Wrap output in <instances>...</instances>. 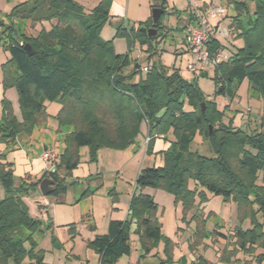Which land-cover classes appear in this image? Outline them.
I'll return each instance as SVG.
<instances>
[{"label":"trees","instance_id":"obj_1","mask_svg":"<svg viewBox=\"0 0 264 264\" xmlns=\"http://www.w3.org/2000/svg\"><path fill=\"white\" fill-rule=\"evenodd\" d=\"M150 1L152 9L159 8L163 13L157 25L150 18L135 31L141 45H150L159 37L160 20L166 13V0ZM225 1L233 11L226 36L238 46L234 54H227L226 60L213 67L216 92L232 100L238 85L247 80L250 93L264 102V0ZM111 2L100 0L85 12L74 0H24L11 9L8 23L0 21V46L10 55L1 66V84L4 91L16 89L21 114V120L17 119L10 102L1 100L0 140L8 148L20 137H30L40 122L48 120L45 102L61 105L53 117L57 133L65 127L72 129L62 141L58 161L51 163L54 170H46L37 181L25 175L15 183L13 164L0 153V264H46L36 236L48 226L30 216L24 199L45 178L52 179L56 186L48 196H57L65 189V178L79 164L80 148H89L91 159L99 148H126L135 143L143 126L149 137L147 153L160 156V164L139 171V194L130 201L129 220H110L107 233L88 242L87 248L98 256V264H115L130 254L132 220L145 254L161 238L155 217L158 205L151 195L143 193L147 188L172 195L174 204L182 207L183 218L195 209V195L204 197L202 189L231 200L238 218L249 219L251 226L246 230L235 228L229 233L230 241L219 232L220 226H215L211 234L223 237L226 245L221 261L227 262L240 251L252 256L262 250L256 261L263 264L264 104L257 129L251 133L234 129L221 124L216 107L204 100L195 84L183 80L175 69L161 65L151 47L143 67L133 64L128 54H114L99 36L110 19ZM187 12L189 25L195 26L192 10L188 8ZM224 16L227 18V14ZM116 27L117 35H122L121 24ZM150 27L157 30L155 37H148ZM25 45L32 48V56L24 50ZM221 50L225 48L216 36L212 37L206 47L208 54ZM137 75L139 80L135 82ZM202 102L206 104L204 112ZM186 105L192 110L185 111ZM196 134L205 137L211 156L192 149ZM158 138L168 145L165 150H154ZM189 181L194 184L192 189ZM40 207L48 208L43 203ZM255 207L260 220L253 213ZM197 212L193 215L196 227L191 251L209 236L203 229L205 220ZM194 262L212 264L203 257Z\"/></svg>","mask_w":264,"mask_h":264},{"label":"rangeland","instance_id":"obj_2","mask_svg":"<svg viewBox=\"0 0 264 264\" xmlns=\"http://www.w3.org/2000/svg\"><path fill=\"white\" fill-rule=\"evenodd\" d=\"M23 1L0 0V21L4 24L8 23L11 9ZM74 1L85 12H89L100 0ZM195 5H198L200 9L206 6L223 7L227 18L223 16L210 20L211 23H209H218L221 31L228 35L229 18L232 17L233 11L227 7L225 0H166V13L160 20L159 37L151 41L150 45H141L135 31L140 25L144 27L143 23L150 20L153 2L150 0H112L109 7L110 19L102 26L100 39L109 44L114 54H128L132 63L141 67L146 66L148 48L151 47L156 52L161 65L168 70L175 69L183 80L198 87L204 100L216 107L221 124L251 133L258 128L264 102L261 97L257 98L256 93H250L247 80H243L238 85L235 96L229 100L216 92L213 67L205 66L202 72L199 71L197 74L187 70L190 60L186 40V30L190 27L188 26L187 9ZM116 24H121L122 35H117ZM45 27L48 28V24H45ZM215 36L227 54L235 53L238 46L237 41L231 42L229 37L219 33ZM9 58V53L0 46V117L1 100L5 98L10 102L17 119L21 120L16 89L10 88L4 91L1 84V66ZM154 59L152 58V61ZM201 74L204 76L201 77ZM138 80L137 75L134 81ZM202 103L205 111L206 104ZM44 105L46 114L49 116L48 120L40 122L30 137L19 138V140L27 139L26 142L29 145L19 151L26 153L32 161L42 155L46 147L58 161L63 150L62 141L72 129L65 127L57 133L53 117L60 111L61 105L57 102H45ZM184 109L187 112L192 110L187 105ZM209 125L212 127V124ZM147 136V128L143 126L134 144L123 149L99 148L94 152L93 159L90 158L89 148H80L78 166L65 178L63 192L58 193L57 196H47L51 204L45 209L46 212L36 204L43 198L39 186L35 187V190L24 199L30 216L39 219L44 227L48 226L45 231L36 236L39 248L44 251L46 264H87L86 262L95 264V253L87 248L89 240L93 238V232L99 231L100 224H106L107 220H129L130 201L133 196L139 194V189L136 187L139 171L144 167L160 164V156L147 153L146 146L149 140ZM169 139L173 138L169 136ZM158 140L162 146L164 141L162 138ZM191 147L199 154L211 156L207 149V140L203 135L196 134ZM0 153H5L7 161L12 162L14 181L18 183L20 172L27 168L26 163L18 161L20 155L16 154L15 149L11 150V146L7 148L1 140ZM46 163H48L47 170L53 171L52 160ZM41 175L34 177L33 181H37ZM258 182H262L261 178ZM189 187L191 189L194 187L192 181H189ZM150 191L163 196H156L157 201L155 200L159 205L155 217L160 224L161 238L149 253L145 254L135 232L136 222L132 220L129 225L130 254L120 257L115 264H182L183 259L186 261L185 264H194L198 257H203L212 264H257L256 256L263 253L262 250H257L252 256L244 255L240 251L228 257L227 262L221 261V253L226 245L223 237L211 234L215 226H220L219 232L228 236V241L231 236L229 233L235 228L246 230L251 226L249 219L241 221L238 218L236 205L231 200L214 196L202 189L204 197L201 198L196 194L195 209L183 218L182 207L180 204H174L172 195L148 188L143 193L148 194ZM256 211L255 207L253 213L260 220L261 216ZM196 212L203 216L205 220L203 229L209 236L203 237L196 248L191 251L189 245L196 227V221L193 219ZM53 240L56 241L55 244ZM166 241L170 243L169 246H166ZM25 263H28V259Z\"/></svg>","mask_w":264,"mask_h":264},{"label":"built area","instance_id":"obj_3","mask_svg":"<svg viewBox=\"0 0 264 264\" xmlns=\"http://www.w3.org/2000/svg\"><path fill=\"white\" fill-rule=\"evenodd\" d=\"M192 13L196 20V24L195 26H190L186 30V40L189 45L190 55L187 70L190 73L197 74L199 71H202L203 67H215L218 63L228 58L227 53L222 50L214 55H209L206 51L208 42L212 37H215L217 33L226 36L225 32L219 31L217 27H213L209 23L210 20L223 17L226 10L221 6H207L202 11L199 10L198 7H194ZM142 72L146 73L147 69L142 68ZM42 159L45 162L50 160L53 162L56 160V157L48 151L43 154ZM52 168L54 167L52 166ZM42 203L45 207L49 206V201L47 199H44Z\"/></svg>","mask_w":264,"mask_h":264},{"label":"crops","instance_id":"obj_4","mask_svg":"<svg viewBox=\"0 0 264 264\" xmlns=\"http://www.w3.org/2000/svg\"><path fill=\"white\" fill-rule=\"evenodd\" d=\"M194 7H198V5H195V6H191V7H189L191 10L194 8ZM198 9L200 10V8L198 7ZM202 10V9H201ZM210 22V21H209ZM211 23V22H210ZM194 24L192 23L191 25H188V26H193ZM213 27H217L218 28V30L220 31L221 29H220V26L218 25V23L217 24H211ZM187 26V27H188ZM1 80H2V78H1ZM15 115V114H14ZM28 138V137H27ZM27 140V139H26ZM26 140L25 139H23V140H18V141H16V144H15V146H11V150L13 149H15V151H16V154L17 155H20V158H19V160L18 161H23V163H26V165H27V168H25V169H23L21 172H20V178H22V177H24L25 175H31L32 177H36V176H39V175H41L43 172H45L46 170H47V166H48V163H46L43 159H42V157H43V154L45 153V152H48L49 151V149L47 150V151H44L43 150V152H42V155H40V156H38L37 157V159H33L32 161L28 158V156H27V154L25 153H23V151H19V150H22V149H24V148H26V147H28L29 145H28V142H26ZM27 143V144H26ZM167 144H164L163 143V145L161 146V144L159 143V140L158 139H156V141H155V146H154V148H155V151H161V150H165L166 148H167ZM20 152V153H19ZM22 166H23V164H22ZM156 193V192H155ZM153 193V192H148V195H151L153 198H154V200H156V196H160V197H163L162 195H160V193ZM147 194V193H146ZM158 194V195H157ZM36 199V198H35ZM34 199V200H35ZM43 200L44 199H42V200H39L40 202H36V204H38L39 206H40V204L43 202ZM157 201V200H156ZM155 201V202H156ZM158 205V204H157ZM38 206V207H39ZM158 207H159V205H158ZM40 209L42 210V208L40 207ZM112 220V219H111ZM115 220V219H114ZM110 220H107L106 221V224L104 223H101L100 224V229H99V231H96V232H93V238L96 236V235H103V234H106L107 233V229H108V222H109ZM104 225V226H103ZM93 238H91V240L93 239ZM91 240H89V241H91ZM94 262H95V264H98V256L95 254V256H94ZM87 264H88V262H86Z\"/></svg>","mask_w":264,"mask_h":264},{"label":"water","instance_id":"obj_5","mask_svg":"<svg viewBox=\"0 0 264 264\" xmlns=\"http://www.w3.org/2000/svg\"><path fill=\"white\" fill-rule=\"evenodd\" d=\"M162 13H163V11L161 9H159V8L152 9L151 18H152L154 26L157 25V23L159 22V19H160ZM156 32L157 31H156V29L154 27L151 28V29H148L147 30L148 37L149 38L154 37ZM24 50L27 52V54L29 56L33 55V50H32V48L29 45H25L24 46ZM136 67H137V65H136ZM203 76H204V74H201V77H203ZM201 109H202V112H203L204 111L203 110L204 109V104L203 103H201ZM211 129H212L211 126H209V131L210 132H211ZM55 189H56L55 182L52 179H49V178L43 179L40 182V184H39V190H40V192H41V194L43 196H48V195L52 194L55 191ZM185 263H186V261H185V259H183L182 264H185Z\"/></svg>","mask_w":264,"mask_h":264}]
</instances>
